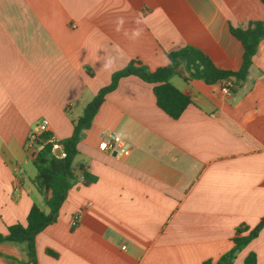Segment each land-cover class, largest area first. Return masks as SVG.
<instances>
[{"label": "crops", "instance_id": "0c3cea01", "mask_svg": "<svg viewBox=\"0 0 264 264\" xmlns=\"http://www.w3.org/2000/svg\"><path fill=\"white\" fill-rule=\"evenodd\" d=\"M256 21L260 0H0V233L26 225L34 204L48 211L32 184L37 124L48 120L50 136L69 138L115 72L133 60L154 71L187 45L239 71L244 48L231 27ZM172 80L191 99L176 120L136 76L105 96L80 135L58 219L36 237L38 264H217L237 228L259 224L264 40L231 96L222 84ZM113 134L128 156L99 150ZM85 174L96 181L85 184ZM250 253L264 264V227L232 264ZM0 264H31L25 245L1 244Z\"/></svg>", "mask_w": 264, "mask_h": 264}, {"label": "trees", "instance_id": "16d2710c", "mask_svg": "<svg viewBox=\"0 0 264 264\" xmlns=\"http://www.w3.org/2000/svg\"><path fill=\"white\" fill-rule=\"evenodd\" d=\"M260 2L264 5V0H260ZM231 33L242 43L244 48L243 63L239 71L218 68L206 53L191 45L169 52L167 54L169 63L154 71L149 70L140 61L133 60L125 68L115 72L111 77V83L102 88L86 105L82 116L74 121L72 135L59 141L63 147V157L55 156L52 144L48 142L51 137L49 133L39 135L34 145L33 165L37 174L32 179V184L43 196L48 211L45 212L34 204L27 216L26 225L15 224L7 228L6 234L0 233V245L3 243L25 245L28 262L38 264L36 237L57 221L60 208L66 200L69 190L76 182L72 164L78 154L77 146L80 135L91 127L105 96L117 87L122 78L136 76L142 81L152 84L157 106L175 120L180 118L191 104V99L172 84V78L178 77L186 84L192 81H201L208 85L230 83L231 91H233L236 81H245L258 46L264 40V21L252 22L246 29L231 27ZM95 181V177L85 174V184ZM263 227L264 217L253 229L237 228L232 239V249L221 256L217 264H232L237 254L259 235ZM245 264H256L254 253H250L246 257Z\"/></svg>", "mask_w": 264, "mask_h": 264}, {"label": "built area", "instance_id": "2783aa9c", "mask_svg": "<svg viewBox=\"0 0 264 264\" xmlns=\"http://www.w3.org/2000/svg\"><path fill=\"white\" fill-rule=\"evenodd\" d=\"M223 92L227 95V96H231L232 95V91L230 89V83H226L223 86ZM48 129H49V122L48 120H43L41 121L39 124L36 125L35 131L30 135V138L28 140V148L34 150V145H35V140L36 138L41 135V134H45L48 133ZM48 142L52 144V149L55 152L56 150H62V156H64L63 153V147L60 145V142L58 140H56L54 137H50L48 139ZM98 148L100 151L102 152H110V153H114L116 155L119 156H128L130 153V148L128 146V144L126 143V141L124 139H122L120 136L118 135H106L102 138V140L100 141ZM76 218L72 221V225L75 226L76 225Z\"/></svg>", "mask_w": 264, "mask_h": 264}, {"label": "rangeland", "instance_id": "374dc122", "mask_svg": "<svg viewBox=\"0 0 264 264\" xmlns=\"http://www.w3.org/2000/svg\"><path fill=\"white\" fill-rule=\"evenodd\" d=\"M172 81L177 86H181V84L183 83L182 80H180V78H178V77H174ZM30 167L33 169V171L35 172V174H37V170H36L35 166L33 164H31Z\"/></svg>", "mask_w": 264, "mask_h": 264}, {"label": "water", "instance_id": "95a60500", "mask_svg": "<svg viewBox=\"0 0 264 264\" xmlns=\"http://www.w3.org/2000/svg\"><path fill=\"white\" fill-rule=\"evenodd\" d=\"M233 79H235V78H233ZM54 154H55V156H57V157H61L62 156V150H56L55 152H54Z\"/></svg>", "mask_w": 264, "mask_h": 264}]
</instances>
